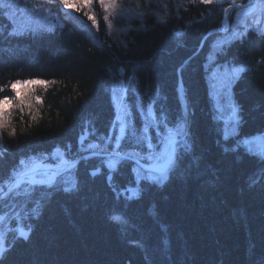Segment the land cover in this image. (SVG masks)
<instances>
[{
    "label": "trees",
    "instance_id": "trees-1",
    "mask_svg": "<svg viewBox=\"0 0 264 264\" xmlns=\"http://www.w3.org/2000/svg\"><path fill=\"white\" fill-rule=\"evenodd\" d=\"M126 1H117L108 23L122 16ZM228 2L188 3L118 40L107 36L108 13L99 3L85 8L101 23L94 31L88 16L64 12L55 2L0 0V96H25L23 106H15L18 99L6 105L4 189L12 169L23 170L21 159L31 168L121 152L153 164L169 130L185 124L177 92L181 66L190 117L163 182L140 179L148 171L128 160L109 168V158L92 157L51 188L37 186L30 196L27 183L11 189L0 201V215L12 217L0 264H264V156L240 144L264 133V32L213 34L193 55L207 32L223 25ZM223 66L247 69L232 87L239 115L232 137L224 136L209 93V73ZM29 79L49 83L11 91L10 82ZM118 116L128 133L121 138ZM147 126L151 147L139 143ZM37 203L38 215L32 213Z\"/></svg>",
    "mask_w": 264,
    "mask_h": 264
},
{
    "label": "rangeland",
    "instance_id": "rangeland-1",
    "mask_svg": "<svg viewBox=\"0 0 264 264\" xmlns=\"http://www.w3.org/2000/svg\"><path fill=\"white\" fill-rule=\"evenodd\" d=\"M120 2V0H117ZM197 1V0H196ZM218 1H229L228 4V11L225 14L227 19L229 20V30L233 29L234 32L229 34L232 37L241 36L242 32H246L248 27H254L260 32H264V0H213V2ZM98 2H94L91 5L90 11L95 8V5ZM137 3L140 4V9L136 10ZM189 3V0H148L145 3V0H127L124 2L123 7L124 12L121 13L122 16L120 18H116L114 25L112 28H106V33L109 38H116L118 40L123 39L129 32H136L140 29H144L147 25V21H155L160 22L157 20V15L164 17V21L167 20L168 17L174 14L175 11L183 9ZM58 4V3H57ZM232 4L237 5L238 8H229ZM59 7H62L58 4ZM63 8V7H62ZM75 13H83L85 15L86 12L92 14L89 10H85L82 8L80 11H76L74 9H68ZM97 11V9H96ZM136 11H144L145 17L143 20L138 16H136ZM171 11L173 13H171ZM170 13V14H169ZM28 13H22L20 17L26 18ZM87 17V15H86ZM97 17V16H96ZM97 19H99L97 17ZM259 19V20H258ZM257 20V21H256ZM99 22V20H98ZM31 23H35L34 20ZM108 23V21H107ZM162 23V22H160ZM33 25V24H31ZM90 25H92L94 31L97 29L100 30L101 23L99 22V28L94 26L90 21ZM143 25V26H141ZM122 29H126V31H122ZM219 43H216L214 47L218 46ZM241 66H234V67H219L216 69H212V71L208 75V85H209V93L212 98L214 107L217 111V117L222 120L224 125V136L232 137L237 134L238 131V123H239V115L237 105L233 99L232 87L237 80L238 77L232 78L231 73L234 71L241 69ZM241 71L239 72L240 75ZM238 75V76H239ZM3 107L7 110V106L3 105ZM235 109V112H233ZM124 118L118 116L117 120L120 122V129L118 131V138L123 137L124 132L121 131V126L125 125ZM0 138H1V130H0ZM182 142V141H181ZM240 144L243 145L246 150L251 153L264 156V133L241 139ZM171 152V143H168L164 146L163 150L161 151L160 155L157 157L154 164L163 163V159H159L162 156H166ZM108 165L110 162L114 163V167L117 165L118 158L117 157H108ZM113 167V168H114ZM69 172V170H68ZM66 174H68L66 172ZM52 174L51 173H42L37 176V180H47ZM66 176L65 178H67ZM68 179V178H67ZM5 197V194H4ZM2 199H0L1 201ZM4 221L0 222V234L3 235V239L0 240V247L5 246L4 244V234L9 229L11 225L12 217L9 215H4Z\"/></svg>",
    "mask_w": 264,
    "mask_h": 264
},
{
    "label": "snow or ice",
    "instance_id": "snow-or-ice-1",
    "mask_svg": "<svg viewBox=\"0 0 264 264\" xmlns=\"http://www.w3.org/2000/svg\"><path fill=\"white\" fill-rule=\"evenodd\" d=\"M94 2H98L103 10L108 13V15H105L103 19L105 21H109V17L115 13V10L119 7L117 0H58V3L64 8V9H74L76 11H80L82 8H88L90 7ZM148 0H145V3H147ZM196 0H189V3H195ZM200 3L208 5L213 2V0H199ZM140 9V4L137 3L136 5V10ZM227 11V10H226ZM85 15L88 16V19L92 22L94 26L99 28V22L96 16L91 15L89 13H85ZM157 15V20L160 22H164V17L160 16L159 14ZM136 16H138L141 20L144 19L145 17V12L144 11H136ZM143 26V25H141ZM107 27L109 29L112 28L111 22L107 24ZM122 31H126V29H122ZM247 69L241 68L233 73H231V77L235 78L238 77L240 71H246ZM49 82L41 80V79H29V80H15L13 82H10V89L12 92L16 91L17 85H44L47 86ZM132 81H129V84H131ZM122 86V85H121ZM4 90L3 87H0V92ZM18 99L19 104L15 105L17 107L25 105V96L20 95L18 97H6V96H0V130H6L9 127L10 121H9V112L6 110L3 105H12L14 100ZM36 102L37 103H42L41 99L39 96L36 97ZM30 107V105H29ZM233 112H235V109H233ZM185 124H180L179 127L169 130L168 138L171 143L172 147V152L169 154H166V156H162L159 159H163L164 163L160 164L158 163L156 166L152 167L150 166L148 169V174L146 176H141L140 179L142 180H148V181H154L157 183L163 182L168 179V171L169 167L172 165L173 158L175 156V150L178 144L180 143L179 137L186 135V130H185ZM121 131L126 133V136L128 133L126 132V125L121 126ZM140 131V130H137ZM151 131L150 126L144 127L142 129V136L143 138L139 141V143H145V140H147L148 146L151 147V140L148 138V133ZM8 135H15V129H12L11 131L8 132ZM135 136L136 133H133ZM5 148V144L2 138H0V150ZM133 152H135V149H133ZM118 159H129L131 158V154H126L125 156L121 157V154L119 152H116L114 154ZM35 159V158H33ZM147 159H152V157L149 155ZM178 159V157H177ZM135 163L139 164V160L135 161ZM19 164L23 166L22 171H17L16 168H13L10 174V180L8 183L11 185V189L15 190L18 189L21 185L27 183L28 185H31V191L28 192L27 194L30 196L32 192L35 191L37 186L40 185H45L47 188L53 187L55 184L56 177L60 175V173H53L47 180H37L35 177L32 175L34 172V168L28 167L26 164V161L24 159H21L19 161ZM109 168L114 167V163L110 162L109 163ZM93 175L96 173L93 172ZM72 187L74 188L75 185L73 184ZM4 187L0 185V199H4ZM65 192L71 191V188H65ZM11 194V191L9 192ZM48 195H51V193H48ZM133 195H138L137 192H133ZM39 203H37L36 207L32 209V213L38 215L39 214ZM5 216L0 215V222L4 221ZM114 220H119L120 217H113ZM19 236L23 237L25 240L28 239V233L23 230V228H19ZM3 239V235L0 234V240ZM8 250L7 246L0 247V259L3 258V253Z\"/></svg>",
    "mask_w": 264,
    "mask_h": 264
},
{
    "label": "water",
    "instance_id": "water-1",
    "mask_svg": "<svg viewBox=\"0 0 264 264\" xmlns=\"http://www.w3.org/2000/svg\"><path fill=\"white\" fill-rule=\"evenodd\" d=\"M215 30H210L206 35L205 37H207L208 35L214 33ZM204 37V38H205ZM203 42H204V39L201 43V45L199 46V48L197 49V51L193 54L195 55L202 47L203 45ZM191 57V56H190ZM189 59V58H188ZM186 59L185 62L188 60ZM184 62V64H185ZM183 65V64H182ZM182 66L179 68L178 70V87H177V91H178V98L180 100V104H181V107H182V112H183V117H184V120H185V124H186V133L188 134V125H189V121H190V117H189V114H188V106H187V102L185 100V98L183 97V95L180 93V85H181V76H180V70H181ZM186 135H183L181 137H179V141L181 142L186 136ZM176 151V150H175ZM171 152H172V147H171ZM170 152V153H171ZM115 153H109V154H85V155H82L74 160H61L59 161L58 163L56 164H40L41 166V169L38 170L40 172H44L47 168H50L49 172H54V173H63L67 170H70L71 168H74L81 160H84V159H87V158H92V157H110V156H115L114 155ZM121 154V153H120ZM125 156L124 154H121V157ZM174 159V158H173ZM128 160H131L132 162L135 163V161H137L136 159L134 158H129ZM164 163V162H163ZM137 164V163H136ZM162 164V163H161ZM138 166H141L142 168L144 169H149L150 166L154 167L156 165H148V164H144L142 162L139 161V164H137ZM35 169V168H34ZM38 171L36 172H33L34 173H37ZM32 174V175H33ZM11 188V185L8 186V188L4 191V194L7 193V191Z\"/></svg>",
    "mask_w": 264,
    "mask_h": 264
},
{
    "label": "bare ground",
    "instance_id": "bare-ground-1",
    "mask_svg": "<svg viewBox=\"0 0 264 264\" xmlns=\"http://www.w3.org/2000/svg\"><path fill=\"white\" fill-rule=\"evenodd\" d=\"M40 169H41V167H40V166H37V167L34 169V172H36V171H38V170H40ZM49 170H50V168H47L45 171H49ZM38 172H40V171H38ZM38 172H37V173H34L33 176H34L35 178H37V176H38V175H37ZM40 173H41V172H40ZM36 175H37V176H36Z\"/></svg>",
    "mask_w": 264,
    "mask_h": 264
}]
</instances>
